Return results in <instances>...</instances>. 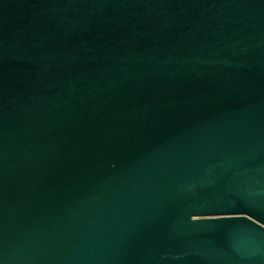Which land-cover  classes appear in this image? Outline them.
I'll return each instance as SVG.
<instances>
[{"label": "water", "instance_id": "obj_1", "mask_svg": "<svg viewBox=\"0 0 264 264\" xmlns=\"http://www.w3.org/2000/svg\"><path fill=\"white\" fill-rule=\"evenodd\" d=\"M0 264H264V0H0Z\"/></svg>", "mask_w": 264, "mask_h": 264}]
</instances>
